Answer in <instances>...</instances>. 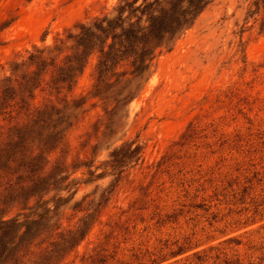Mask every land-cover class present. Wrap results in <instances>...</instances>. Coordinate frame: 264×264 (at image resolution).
<instances>
[{"label":"rangeland","instance_id":"rangeland-1","mask_svg":"<svg viewBox=\"0 0 264 264\" xmlns=\"http://www.w3.org/2000/svg\"><path fill=\"white\" fill-rule=\"evenodd\" d=\"M253 1L213 0L135 80L126 105L114 107L116 92L73 105L91 90L96 55L71 92L36 91L34 106L66 95L74 121L49 159L66 160L80 183L51 223L66 233L94 214L57 264H264V11L253 13ZM118 3L1 0L0 20L17 19L1 35L0 80L36 47L69 46L70 34ZM133 140L142 157L119 181L86 182L89 169L102 172L112 150ZM52 237L35 241L26 264Z\"/></svg>","mask_w":264,"mask_h":264},{"label":"trees","instance_id":"trees-1","mask_svg":"<svg viewBox=\"0 0 264 264\" xmlns=\"http://www.w3.org/2000/svg\"><path fill=\"white\" fill-rule=\"evenodd\" d=\"M212 1L119 0L113 15L96 17L70 34L69 46L36 47L27 60L16 62L11 74L0 80V264H26L35 241L42 235L50 238L56 234L32 263L57 264L93 225L94 214L66 233L56 232L58 227L51 223L80 183L72 177L74 171L66 160L57 158L50 163L49 159L50 153L64 146L74 121L66 95L34 106L36 91L48 88L56 96L71 92L90 56L96 55L91 90L73 99V105H84L88 96L107 99L114 92L120 96L114 99V107L126 105L139 89L134 88L135 80L148 72L159 53L171 48ZM253 5V13L264 11V0H254ZM16 19L0 20V44L2 33ZM141 157L142 145L125 141L112 150L102 172L89 169L86 182L106 175H114L119 181ZM31 201L34 203L30 205ZM16 206H21V211L9 216ZM25 210L30 212L26 214Z\"/></svg>","mask_w":264,"mask_h":264}]
</instances>
